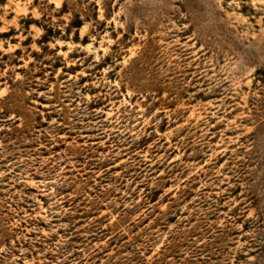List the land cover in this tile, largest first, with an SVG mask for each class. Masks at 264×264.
<instances>
[{
	"label": "rangeland",
	"instance_id": "374dc122",
	"mask_svg": "<svg viewBox=\"0 0 264 264\" xmlns=\"http://www.w3.org/2000/svg\"><path fill=\"white\" fill-rule=\"evenodd\" d=\"M0 264H264V0H0Z\"/></svg>",
	"mask_w": 264,
	"mask_h": 264
}]
</instances>
